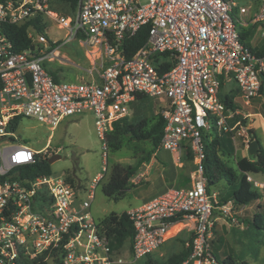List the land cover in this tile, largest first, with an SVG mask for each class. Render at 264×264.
I'll return each mask as SVG.
<instances>
[{
    "label": "built area",
    "instance_id": "2783aa9c",
    "mask_svg": "<svg viewBox=\"0 0 264 264\" xmlns=\"http://www.w3.org/2000/svg\"><path fill=\"white\" fill-rule=\"evenodd\" d=\"M50 1L0 0V264L45 250L62 264L124 262L122 245L114 247V235L89 208L109 171L106 135L114 121L130 115L139 93L156 100L164 119L159 149L179 165L190 157L192 169L188 186L169 187L126 211L133 226L131 257L151 256L171 238L170 227L186 222L181 231H187L184 245L190 252L180 264H225L213 251V222L222 217L243 229L244 221L231 200L219 203L215 192L206 191L203 136L211 129L214 135L231 132L239 124H231L238 110L220 97L225 83L236 84L243 105L259 94L264 52L241 39L236 10L241 14L246 7L235 0H78L75 13L63 15ZM258 10L256 19L264 24V2ZM36 18L42 30L34 25ZM47 21L64 29L62 41L42 34ZM7 23L26 25L36 48L14 50L2 29ZM134 37L142 42L130 51ZM70 43L82 48L95 74L91 69L86 78L55 80L44 63ZM86 111L102 142L101 172L84 181L70 172L33 175L19 169L61 150L50 142L41 149L28 145L16 134L23 117L54 130ZM246 131L241 127L239 133ZM244 175L264 205V175Z\"/></svg>",
    "mask_w": 264,
    "mask_h": 264
},
{
    "label": "rangeland",
    "instance_id": "374dc122",
    "mask_svg": "<svg viewBox=\"0 0 264 264\" xmlns=\"http://www.w3.org/2000/svg\"><path fill=\"white\" fill-rule=\"evenodd\" d=\"M238 5L248 7L249 5H258L264 0H235ZM237 11V10H236ZM259 11V10H258ZM237 14V12H236ZM47 32L42 34L49 39H64V29H57L52 21L45 22ZM75 43L61 45L59 53L54 55L48 62L50 67L57 65L63 66L60 72V78L67 81H75L80 78H86L88 71L95 70L93 64L83 53L82 58L74 48ZM236 84L227 82L223 85L222 93H233L235 101V114L232 125L239 121V124L231 131V140L234 145V152L231 155H221V157L233 168H236V160L240 157L251 155L247 152V146L250 138L244 133H239L241 127L253 130L259 144L264 147V96L258 94L254 97L249 105H243L237 92ZM157 103L153 99L144 102H134L131 106L130 115L127 116V122L134 125L139 120L144 119L148 125L153 123L157 117ZM244 114H250L244 117ZM16 134L28 142L33 149H41L46 143L50 142L52 149L60 148L59 154L61 158L50 164V170L53 174H61L70 172L75 177L89 181L98 172H101L103 164L102 142L98 138L95 127L94 117L90 111L83 114L74 115L63 119L54 130H50L43 123L39 122L35 117H23ZM214 135V130L208 131V137ZM108 137L107 146V166L122 165L134 166L135 174L130 179L129 189L125 196L120 200H114L105 196L101 187L95 189L94 198L91 202L89 211L91 216L96 220H100L111 212L121 213L131 207H136L146 200L150 199L155 193L164 191L166 186H180L187 180V175L192 169V165L184 161L180 165L176 164V174L170 172L169 169L163 175L158 171H151L148 174H141L143 165L149 164L151 161L160 162L165 165H173L174 155L170 152L157 149L147 140H137L129 136ZM248 140V141H247ZM110 142V143H109ZM107 175V174H106ZM107 177V176H106ZM165 180L167 183L163 182ZM171 182V183H168ZM162 187L160 190L159 188ZM220 190L225 192L223 183L218 185ZM212 192L218 195L215 189ZM257 201H253L247 205L235 206L237 216L244 221V229L250 230L253 213L256 210ZM264 213V206L260 208ZM218 213H215L216 215ZM103 229L106 230L103 224ZM178 225H173L166 232L169 238L155 252L151 253V258L160 262L165 261L171 254L181 249L182 240L187 237V231ZM239 229V228H238ZM236 226L231 225L225 218H217L213 222V251L218 259H222L227 255L232 256L238 263L246 264H264V229L257 231L252 230L251 235L240 233ZM181 231L176 237H172L175 233ZM258 240V242H257ZM128 239L124 241L119 249V256L124 260L119 264H147L146 257L133 260L129 253ZM258 249L256 257L253 253Z\"/></svg>",
    "mask_w": 264,
    "mask_h": 264
},
{
    "label": "trees",
    "instance_id": "16d2710c",
    "mask_svg": "<svg viewBox=\"0 0 264 264\" xmlns=\"http://www.w3.org/2000/svg\"><path fill=\"white\" fill-rule=\"evenodd\" d=\"M78 0H51L50 6L57 12L63 15H73L77 8ZM38 19L34 20V25L38 30H42V27L37 24ZM4 35L11 41L14 50H24L30 47L32 44L31 39L27 35L26 25H15V24H4L2 26ZM241 39L244 40V34L240 33ZM142 42V37H134L130 40V51H134L140 43ZM74 46L80 57L83 56V50L77 45ZM263 53V52H259ZM49 61L44 63V66L53 76L55 80H60V72L63 70V66L57 65L56 67H50ZM223 86H221L222 90ZM220 90V97L222 101L228 107H235L234 95L233 93H222ZM237 92V89H235ZM260 94L264 96V75L262 76L259 91ZM148 99H153L144 94H136L135 100L132 102H144ZM155 102L156 100L153 99ZM157 103V102H156ZM164 126V119L157 110V117L153 123L148 125V123L142 119L136 122L134 125H130L127 122V117H123L113 122L112 129L107 133L106 139L110 138L111 134L115 136H129L137 140H147L154 148H159L160 139L162 136ZM253 134V138L256 136L252 129H250ZM204 141V158L203 164V176L206 178V191L210 194L213 189L216 190L218 195V202L223 203L231 200L234 206L250 204L256 201L258 194L249 189V184L245 180V172H252L259 175H264V149L259 144L258 151L255 155L250 157H240L236 160V168L231 167L228 163L221 157V155H231L234 152V145L231 140V132H223L220 135H214L208 138V135L203 136ZM110 143V142H109ZM190 158V157H188ZM186 161L191 164L190 161ZM192 165V164H191ZM26 173L33 175L38 174H48L50 173V164L47 162V158H38L34 164L27 167H20ZM134 166H122L113 165L109 166V171L107 178L100 183L102 193L114 200L122 199L127 190L130 188V179L135 174ZM190 182L189 173L187 175V180L183 182L181 186H188ZM223 183L225 186V192L220 190L218 185ZM264 206L257 203L256 210L253 213L251 221L247 220L250 225V230L239 231L243 234L251 235L254 229V234L257 235L262 229H264V213L260 208ZM100 222L105 225L106 232L110 235H114L116 239L115 248L120 247L126 239L130 242L133 235V226L131 221L128 219L127 213L125 211L120 214L111 212L108 215L100 219ZM258 242V240H257ZM185 239L182 240L181 249L178 252L171 254L165 261L160 262L158 260L152 259L151 256H147V264H180L184 260L190 249L184 245ZM258 249L253 253L256 257ZM216 256V255H215ZM217 257V256H216ZM53 259L52 264H62L58 256L52 251H43L36 257H24L20 256L15 264H48L49 259ZM218 258V257H217ZM220 260V259H219ZM225 264H246L238 263L232 256L227 255L220 260Z\"/></svg>",
    "mask_w": 264,
    "mask_h": 264
},
{
    "label": "crops",
    "instance_id": "0c3cea01",
    "mask_svg": "<svg viewBox=\"0 0 264 264\" xmlns=\"http://www.w3.org/2000/svg\"><path fill=\"white\" fill-rule=\"evenodd\" d=\"M257 11H258V5L257 6L256 5H249L248 7H246V11L244 13H241V14L237 13L238 16H240V23L238 24V28H239L240 33L244 34V42L248 46H250L256 52H264V24H263V22L257 21V19H256V12ZM263 149H264V147H263ZM170 163L171 162H169V165H165V164L160 163V162L156 163L155 161H151L149 164H146L142 168V170H144V169H146V170L142 171L141 174H148L151 171H158L160 175H163V173H165L166 172L165 170H167V169H169L170 172H172V173L174 172L176 174V171H177L176 170L177 169L176 163L173 162L172 163L173 165H170ZM177 165H179V164H177ZM163 182L167 183L165 180H163ZM168 183H171V182H168ZM170 187H172V186H170ZM161 188L162 187H160L159 190ZM167 188H169V187L166 186V189ZM162 192L163 191H159L157 194L155 193V195H153L151 198L159 195ZM150 199H148V200H150ZM148 200H146V201H148ZM131 208H133V207H131ZM118 214H120V213H118ZM212 232H213V229H212Z\"/></svg>",
    "mask_w": 264,
    "mask_h": 264
},
{
    "label": "water",
    "instance_id": "95a60500",
    "mask_svg": "<svg viewBox=\"0 0 264 264\" xmlns=\"http://www.w3.org/2000/svg\"><path fill=\"white\" fill-rule=\"evenodd\" d=\"M36 48V45L32 44L30 45V49L31 50H34ZM247 133V137L250 138L251 140L249 141L248 145H247V152L250 154V155H255L258 151V146H259V142L257 139L253 138V134H252V131L250 130V128L247 129L246 131ZM61 158V155L60 154H53L52 156L48 157L47 158V162L49 164L53 163L54 161L58 160ZM145 165H143L144 167ZM53 263V259L50 258L49 261H48V264H52Z\"/></svg>",
    "mask_w": 264,
    "mask_h": 264
},
{
    "label": "bare ground",
    "instance_id": "6f19581e",
    "mask_svg": "<svg viewBox=\"0 0 264 264\" xmlns=\"http://www.w3.org/2000/svg\"><path fill=\"white\" fill-rule=\"evenodd\" d=\"M175 225H178V227L184 228V226L186 225V222H179Z\"/></svg>",
    "mask_w": 264,
    "mask_h": 264
}]
</instances>
